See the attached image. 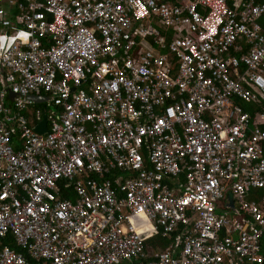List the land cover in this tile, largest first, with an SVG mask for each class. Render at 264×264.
Wrapping results in <instances>:
<instances>
[{
	"label": "built area",
	"instance_id": "2783aa9c",
	"mask_svg": "<svg viewBox=\"0 0 264 264\" xmlns=\"http://www.w3.org/2000/svg\"><path fill=\"white\" fill-rule=\"evenodd\" d=\"M263 17L0 0V264H264Z\"/></svg>",
	"mask_w": 264,
	"mask_h": 264
},
{
	"label": "trees",
	"instance_id": "16d2710c",
	"mask_svg": "<svg viewBox=\"0 0 264 264\" xmlns=\"http://www.w3.org/2000/svg\"><path fill=\"white\" fill-rule=\"evenodd\" d=\"M261 23L264 26V17L261 19ZM241 108L249 113L251 116H254V114L259 111L261 108H264V102L260 107L256 105H246V104H240ZM64 197L72 199L74 195L72 193H67ZM145 241H144V247H145V252L147 254H151L153 250L161 249L164 250L167 248L169 242L166 240H163L160 235H153L150 237H147L146 235L144 236ZM8 242V241H5ZM11 245L14 249L18 250L14 244L11 242ZM261 254L264 256V239L261 242ZM150 260V259H149Z\"/></svg>",
	"mask_w": 264,
	"mask_h": 264
},
{
	"label": "water",
	"instance_id": "95a60500",
	"mask_svg": "<svg viewBox=\"0 0 264 264\" xmlns=\"http://www.w3.org/2000/svg\"><path fill=\"white\" fill-rule=\"evenodd\" d=\"M12 96H10L11 98ZM30 98L33 100V101H37V102H40L42 100L41 97H38V96H30ZM46 119H47V115H44L43 116V120L40 121L36 126H34V131H36L37 133L39 134H43V133H46L47 132V128H46ZM228 199L231 200V195L228 196ZM231 204H232V201H231Z\"/></svg>",
	"mask_w": 264,
	"mask_h": 264
},
{
	"label": "crops",
	"instance_id": "0c3cea01",
	"mask_svg": "<svg viewBox=\"0 0 264 264\" xmlns=\"http://www.w3.org/2000/svg\"><path fill=\"white\" fill-rule=\"evenodd\" d=\"M31 99V98H30ZM36 102V104H35V106L33 107V108H35V109H33L32 107L30 108V111L33 109V110H36V109H39V108H37L36 106L37 105H42V104H40L41 102H42V100L40 101V102H37V101H35ZM231 206H232V204H231Z\"/></svg>",
	"mask_w": 264,
	"mask_h": 264
},
{
	"label": "clouds",
	"instance_id": "9594fccd",
	"mask_svg": "<svg viewBox=\"0 0 264 264\" xmlns=\"http://www.w3.org/2000/svg\"><path fill=\"white\" fill-rule=\"evenodd\" d=\"M22 35H24V34L22 33ZM6 39H8V38H6V37L0 38V48L3 47V41L6 40Z\"/></svg>",
	"mask_w": 264,
	"mask_h": 264
},
{
	"label": "rangeland",
	"instance_id": "374dc122",
	"mask_svg": "<svg viewBox=\"0 0 264 264\" xmlns=\"http://www.w3.org/2000/svg\"><path fill=\"white\" fill-rule=\"evenodd\" d=\"M2 32H5V31L2 30ZM36 107L41 109L42 111L45 109V105H37Z\"/></svg>",
	"mask_w": 264,
	"mask_h": 264
}]
</instances>
